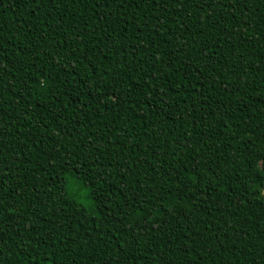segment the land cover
Segmentation results:
<instances>
[{
	"label": "trees",
	"instance_id": "16d2710c",
	"mask_svg": "<svg viewBox=\"0 0 264 264\" xmlns=\"http://www.w3.org/2000/svg\"><path fill=\"white\" fill-rule=\"evenodd\" d=\"M0 264H264V0H0Z\"/></svg>",
	"mask_w": 264,
	"mask_h": 264
},
{
	"label": "rangeland",
	"instance_id": "374dc122",
	"mask_svg": "<svg viewBox=\"0 0 264 264\" xmlns=\"http://www.w3.org/2000/svg\"><path fill=\"white\" fill-rule=\"evenodd\" d=\"M66 188L70 195H72L80 204L87 207L89 202L86 200V191L83 187L72 177L67 176L66 178Z\"/></svg>",
	"mask_w": 264,
	"mask_h": 264
}]
</instances>
